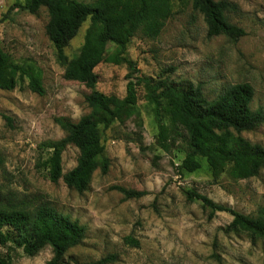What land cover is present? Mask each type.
<instances>
[{
    "label": "rangeland",
    "instance_id": "374dc122",
    "mask_svg": "<svg viewBox=\"0 0 264 264\" xmlns=\"http://www.w3.org/2000/svg\"><path fill=\"white\" fill-rule=\"evenodd\" d=\"M213 1L234 5L235 12L227 18L245 32L238 41L208 38L202 14L191 3L172 0L173 15L160 35L151 40L136 34L127 58L135 64L137 76L189 81L210 101L228 87L246 83L254 93L250 109L264 112V0ZM25 3L0 0V47L14 62L40 70L44 95L30 92L26 83L12 91L0 90V204L27 211L50 207L83 226L84 239L67 251L62 264H87L108 255L117 257L113 264H264L262 243L252 244L243 234L226 232L232 220L228 213L209 219V212L185 195L194 190L216 204L255 217L264 208V168L247 180H232L224 174L213 182L202 163L197 172L179 176L175 167L183 154H165L155 147L156 127L142 88L137 89L142 128L127 121L102 132L109 160L106 173L96 170L81 194L62 181H49L43 168L47 152L41 145L64 137L54 119L77 122L88 114L84 97L90 90L63 78L64 67L45 35L47 6L40 3L30 12L14 8ZM87 26L88 20L65 49L68 59L82 45ZM113 51L109 45L107 57ZM94 73L96 91L125 96V65L104 62ZM2 116L10 118L13 126ZM240 137L264 146V124ZM77 158L78 150L69 146L62 154L63 174L75 167ZM116 187L146 195L126 200ZM127 238L138 246L127 243ZM6 255L12 264H45L52 257L50 248L34 257L12 247L0 249V256Z\"/></svg>",
    "mask_w": 264,
    "mask_h": 264
},
{
    "label": "trees",
    "instance_id": "16d2710c",
    "mask_svg": "<svg viewBox=\"0 0 264 264\" xmlns=\"http://www.w3.org/2000/svg\"><path fill=\"white\" fill-rule=\"evenodd\" d=\"M178 2L180 5L191 3L193 9L202 14L208 38L223 36L238 41L245 35L243 29L229 22L227 14L236 9L227 1ZM40 3L47 6L45 35L55 50L57 61L64 67L63 78L90 90L84 97L88 114L77 122L66 117L54 119L64 137L41 145L47 152L43 168L51 183L62 181L67 188L81 194L86 191L96 170L106 173L109 160L104 154L102 132L127 121H132L139 130L142 128L137 108L138 88H142L144 100L152 109L155 147L165 154H183L175 167L179 176L197 172L202 163L213 182L224 174L232 180L258 176L264 168V146L251 144L240 137L241 133L251 132L264 124L263 110L250 109L254 94L250 85L230 86L210 101L189 81H174L164 75L137 76L135 64L127 58L128 46L136 34L151 40L160 35L173 15L172 0H95L92 3L26 0L24 6L16 4L14 8L30 12ZM86 20L88 26L83 43L68 59L64 51ZM109 45L114 46V51L107 57ZM104 62L127 67L123 98L96 91L98 77L94 70ZM24 83L30 92L44 95L40 70L14 62L0 47V90L12 91ZM2 118L13 126L10 118ZM69 146L78 150V158L75 167L63 174L62 154ZM114 189L126 200L146 195L142 191ZM185 195L188 201L198 202L203 210H207L209 219L216 213H228L232 220L226 227L227 233L243 234L252 244L260 242L264 245V208L254 217L216 204L194 190L186 191ZM84 235L85 228L77 221L50 207L39 206L27 211L0 204V249L12 247L21 250L26 257H34L50 248L52 257L45 264H62L67 251L77 247ZM126 242L138 246L131 238ZM116 261V256L108 255L87 264H113ZM0 264H12L9 255L0 256Z\"/></svg>",
    "mask_w": 264,
    "mask_h": 264
}]
</instances>
